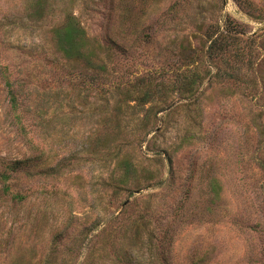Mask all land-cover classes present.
<instances>
[{"label":"rangeland","instance_id":"374dc122","mask_svg":"<svg viewBox=\"0 0 264 264\" xmlns=\"http://www.w3.org/2000/svg\"><path fill=\"white\" fill-rule=\"evenodd\" d=\"M4 173L0 264H264V0H0Z\"/></svg>","mask_w":264,"mask_h":264},{"label":"trees","instance_id":"16d2710c","mask_svg":"<svg viewBox=\"0 0 264 264\" xmlns=\"http://www.w3.org/2000/svg\"><path fill=\"white\" fill-rule=\"evenodd\" d=\"M81 34V30L77 29L73 22H69L65 29L62 31V37L59 43L61 46L63 45L66 47L63 50L66 52L67 56L70 57L71 55L76 54H78V57L86 56L87 61L91 65V63H93V60L89 59L91 57V54L85 55L82 52H78L81 47L78 46L77 40L79 39ZM97 67L101 69L103 73H105V66L103 64H100V66L97 64ZM5 72H7V69H5ZM6 86L8 89L10 103L12 107L16 108L18 104L17 92L15 91L13 84L9 80L6 81ZM127 93L128 94L126 96L129 95V92ZM151 97H153L152 92L147 91L143 93L142 96H139V98H137V101L140 104H147L150 102ZM17 167V164H12V166H10L12 170H15ZM118 169L122 171V173L120 172V175L116 179H114L113 176L110 177V179L112 180L111 182H113L112 185H114L116 190L124 188L127 189V191H129L130 193L134 192L132 188L137 183L135 182L136 178L142 173L143 169H138L128 159L118 160V165L115 172L119 171ZM147 179L150 180V177L146 178L145 180L147 181ZM0 181L2 183V193L4 195H9L13 201L19 202L24 199V196L22 194L14 191V186L11 183V176L8 173L2 174L0 176ZM133 189L136 190L135 192H139V190H141L142 188L134 187Z\"/></svg>","mask_w":264,"mask_h":264}]
</instances>
